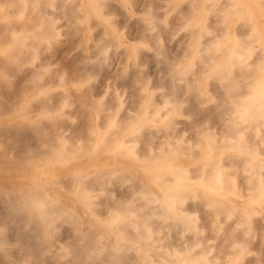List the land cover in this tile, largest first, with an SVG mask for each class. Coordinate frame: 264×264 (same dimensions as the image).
Returning a JSON list of instances; mask_svg holds the SVG:
<instances>
[{"label":"bare ground","instance_id":"1","mask_svg":"<svg viewBox=\"0 0 264 264\" xmlns=\"http://www.w3.org/2000/svg\"><path fill=\"white\" fill-rule=\"evenodd\" d=\"M110 1L108 3V0H0V9L2 8L1 3L10 2L13 3L14 6H10L7 12H12L14 14L23 13L24 15L23 19L21 17L20 20V17H17V21H13V18L11 20L4 18L3 20L2 17L5 16L4 13H6V10L3 12L4 15L1 14L2 17L0 15V19L4 21H2L3 24H1L0 22V73L4 75L5 73H7V75L9 73L10 75V72L12 70L19 68L20 65L22 66V64L26 61H30L31 58L34 59L35 56H38L37 53L39 52L41 46H46V48H48L50 44H55L58 34L56 30V18L62 16L61 19H63L64 17L66 22L72 23L73 21V24L75 23L74 21H76V19H83V23H77L76 25H73L69 30H71L75 34L76 32H80L81 35L77 33L80 35V37L76 35L79 37L77 38L79 41L76 39V43L78 41L77 44L79 45H81L80 42H82L84 37L89 38L88 36L93 33L91 35L93 40L91 44L94 50L89 49V47H91V44L89 43L90 46H88V51L89 53H91L90 51L93 50L94 53L84 54L83 51H78V56L70 55V57L72 58H67V55L71 51V49L68 50V48H65L66 45H64V48L66 49V51H68H63H65L67 55L65 54V52H63L64 54H61V52V55L56 57L61 58L62 56L64 57V59L67 58L65 61H69V63H67L68 73H59L58 71L52 73L56 75L55 81L58 84L65 85L73 81H79L80 83L88 76H90L89 79H91L92 74L90 75V73L92 71H97L98 69L102 70V68H105V66L107 68V65H109L107 64V62L109 61H105V58L108 55L106 53L105 56L106 47L109 45L110 50H112L111 47H114L115 49L119 48L116 47L118 46L116 44L120 40L115 37L116 28L119 27L118 23L121 22L123 24V21H126L122 20V17L121 19H119V16H117L115 17V19H119V22L117 23V25L116 23L113 24V17H110L111 14H115L116 16L115 11L112 10L113 7L115 8L116 6H114V1ZM115 1H118L116 5L121 2V0ZM137 1L138 0H127L129 4H132L130 5L131 7L133 5L135 6V4L133 3H136ZM150 1L152 2L155 0ZM151 2L149 3L151 4ZM155 2L157 3V5H159V1L156 0ZM165 2H167V0ZM193 2L194 0H187V4H189H186L188 6L187 9L190 10L188 13V10L184 8V11H186L187 13L184 18H181L183 19V21L186 19V22L182 26L186 27V32L189 30V32H187L186 34L184 33L186 36H183V38L187 37L186 42L185 38L184 40H182L181 38L182 43L184 41L183 44L185 47V49H181L184 50V54L182 55L186 56V53L189 52V49H186L187 47L185 44L192 45L195 48L193 55L194 61H196L195 57L201 61L202 64L200 63L201 66L199 68L202 67V70L195 72L197 69L194 71L191 68L192 64H189L194 62H191L189 60V63L187 65H184L185 70L182 72L183 74L186 72L188 75L190 73L191 77L192 75H194V77H190V79L192 80H189V78H184L185 76L178 75L182 70L177 66L174 67L172 62H170V64H172L170 65L164 58L165 62L170 66L167 69H171V71L169 73L167 72L169 74L168 81H166L167 83L164 81L166 79L162 80V82L164 81L166 85V87L162 91L164 93L160 91L158 95H155L154 92L155 97L149 92L150 85H142V83L147 84L148 82L145 81L146 79L144 80L145 77H143L141 72L140 74L137 70H132V74L129 77H126L124 75V72L126 70L123 73L122 71H119V73H117V79L124 77L127 78L125 79L127 83H125L124 86L128 85L129 87H127L130 89V93L127 91L130 94V101H128L130 102L129 106L128 103L125 104L126 106H128L126 110L123 106L124 113H122V109L118 107L119 112L121 111L122 114L119 116L114 115L113 111L111 110L113 108V104L120 105L121 100L117 99L116 97V95H119L120 92L118 94H116V92L114 91L111 93V101L113 100V102L111 103V101L109 100L103 101L104 97L103 100H100L101 98H96L97 94H94L93 96V92H90L91 88L87 87L88 85L86 86L87 88H81L82 85L78 87L76 83L71 84V86L67 90H63V92L61 93V95L63 96L61 97L65 99L64 102H66L67 105H69V102L73 104V112L76 113L75 115H77V118H80V122H78V124L74 120L73 123H77L78 125L76 124L75 127H73L74 125L71 126V130H76L77 134L75 135V133H72L75 136L74 138L70 139L71 141L69 144L67 143L68 145L66 144V141L69 137L65 135L66 133H63V128L67 129V126L70 125L68 123H72L71 121H67V119L70 117V113L65 112V109L64 112L59 111L60 109L58 110L57 107H54L57 104L59 105V103H57L59 101L51 102V98L50 100L46 99V95H48L49 89L53 86V80L47 81L46 83L44 79V84L38 83L36 81L42 71L44 72L45 70L50 68L47 67L45 63H39V61V64H34L31 61L30 63H33V65H28V67L25 69L22 68L23 70L21 72V75L19 76V78L17 76L18 81L16 85L14 84L15 86L12 87V89L10 88L11 90L7 91L6 94L0 95L1 97H3V99L0 98V264H37L33 263V260L35 262L37 261L35 259L43 258L45 256H51L53 252L51 251V246L55 244L54 243L52 245L51 239L55 240L56 238V240H58L57 235L55 238L52 237L55 235L53 233L56 230V227H59L57 222H65L63 223L64 225L68 223L70 227L67 235L65 233H61L62 235H66V237L70 235L69 242L68 240H66L67 238L65 239L64 236H61V238L64 237V239L66 240L65 242L68 243L56 249L59 253V249L63 250L65 253L64 255L69 256L68 260L63 259L66 260V263L65 261H63L64 264H174L177 262L179 264H184L188 259H194V254H198L200 258L197 259L198 261H193L195 264H220V256L218 258L217 255H215L213 258L212 256L208 255V252L213 249L211 247L213 244L210 245L207 241V244L209 245H206V239L209 237L211 238V236L213 238V233L214 236H216L221 229V233L218 236L221 235L222 238L220 237V240L217 239L220 243H218V245L215 247H222L225 249H227L226 247L231 248L229 246H232L234 242L241 240L242 236L240 235L242 234L240 232L241 230H239L241 227H238L240 225L237 226L236 224H241L240 221L243 220H239V218H237L236 215H239V212H236L237 208L229 204L225 205L223 203V205L221 204L222 208H220V203L218 204V206L210 198L197 197L196 193H194V190L196 188H199L210 192H218L221 193V195L228 192L237 194L239 191H241V193H238L241 197L246 196L248 193H250V191H255L252 197H254L257 193V198L254 201L259 203L261 207H264V134H262L264 128L261 126L262 124H264V73H253L252 70V68H255L253 67V64L255 63L257 65L256 61L258 60V58L262 59L264 56L262 54L263 52H256L258 49L260 50V48H262L261 46H257L255 48L256 50L250 49L253 48L250 45H252L254 41H259V45L264 46V37L259 36V32L255 31V27L251 23L252 15L250 12V8L245 5L246 1L244 2V0H225L224 3H221L224 5L219 8L217 7V4L215 6V3H218L217 0H209L210 5L212 6L208 4L210 7L205 8L212 11H206L208 12L209 16H207L209 17V19H206L208 17L199 18L194 14V12H192L194 8L197 9L200 3H197L198 1L194 3ZM45 3L51 5L53 7V10L48 12V9L43 7ZM144 3L145 2H143V4ZM147 3L148 2H146V4ZM207 3L205 4V7L208 6ZM82 4H85L87 6L85 10H81L80 7L82 6ZM155 4L153 3V5L156 7ZM144 5H141L142 8L144 7ZM227 5H232L234 8L233 12H237L240 15L238 16V22L234 27V31L231 35L232 38L230 39V41L227 38L224 39V36L228 33L229 29V25L227 24L226 19H228L227 17L230 15V12L227 10ZM46 6L47 5L45 4V7ZM119 6H117L116 9L122 7L121 4H119ZM136 6L138 7L139 5L137 4ZM145 7L143 9L141 8L143 13L140 11V9L138 10V13H141V16L143 14L142 17L140 16V18H138L139 14L138 16L136 15L137 17L131 15L129 16L133 18L136 17L134 18V20L138 18L136 23L139 19L141 20V22L135 24V27L137 25V28L141 29L139 31L136 29L139 32V36L142 29H144L143 32L146 31L144 33V39L146 41L143 39V42L142 40H140L139 36H136L137 31L136 34L135 32H133L134 34L132 35L134 39L130 40L132 39V36L126 32V30H129L127 29V27H130L129 25L133 24L130 21V24L128 25L126 23L127 27H125L126 25L124 26L126 28L123 31L125 32L124 35L128 34V38L132 42L134 41L137 43V41H142L145 44L147 43L150 49H153V47L150 46V43L152 42L155 47H157V50H161V48H164V44H162V42L164 43L166 41L161 40L162 42L160 43L158 38L160 36V38H163L164 40L165 34L163 35V32L165 31L164 28L166 27L163 26L166 25L162 22L163 32L161 31L162 33L161 35H159L160 32L157 31L159 35L158 36L156 32L153 31L156 24H154L153 20L155 18L153 19V16L156 14L154 12L157 11L158 13L159 10H156L157 8H154L155 10H153L150 5L147 8ZM136 9L133 8V10L135 11ZM181 9L182 10L180 11L182 12L183 8ZM121 11H124V9ZM214 11V15L211 16L210 14H213ZM225 14H228V16H226ZM210 16L212 18H210ZM156 18L158 19V23L162 21H159V17ZM207 21H210L212 24H214V26L212 24L210 25V23H208ZM99 24H102L100 30L97 28V30H99V33L96 32V30V33L91 32L93 28ZM161 24L159 25L161 26ZM168 28V33L170 31L171 33L174 32H172V30ZM211 28H213L212 35L207 38L202 37L205 36L204 34L207 33V31L210 30L211 32ZM243 29H246V32ZM65 34H67V31ZM70 34L68 35L70 36ZM74 35L71 34V37L73 36L76 38V36ZM134 35L137 39L134 37ZM207 35H209V33ZM243 35L245 36L243 37ZM73 37L70 39L71 43L75 40L74 38V40L72 41ZM140 37L141 39L143 38V36ZM147 40L150 43H148ZM181 40H178V42H181ZM71 43L69 42L70 46L72 45ZM76 43H74L73 45H75ZM63 44L65 43L63 42ZM183 44L180 43L178 45L183 46ZM59 45L62 46V44ZM168 45H170V43H168ZM171 45H173V43ZM247 45L250 48H247ZM77 46L75 45V47H72L77 49ZM119 46L121 45L119 44ZM224 46H230L228 49L229 52L225 57L226 59H228V62L224 64L222 62H218V54H210L209 52H211V49H208V51H206V48L208 47H217L220 51ZM52 47L54 48V46ZM57 48L58 47H56L55 49ZM110 50L108 49V52ZM131 50L132 55L139 54L138 52H140L136 49L135 44L133 43L131 44ZM144 50L145 49L142 50V53ZM114 51L113 53L110 51L112 54L109 53V55H114ZM120 51L121 52H118L119 58L120 53H122V50ZM145 51H147V49ZM219 51H217V53ZM75 52L77 54V51ZM161 52H155V57L151 55L150 58L154 57V60L156 61L155 58L157 57V55L159 56ZM181 52L180 55L175 58L179 59L180 63ZM53 53L54 58V55H56V53L54 51ZM169 53L171 54V52ZM253 53H255L254 55L260 54L263 57L256 55L257 58L255 57V61L252 64V60L250 62L248 61V55L251 54V56H253ZM125 54L126 53L124 52V54L122 55ZM162 54L164 55V53ZM46 56L48 57L49 55L47 54ZM144 56H142L143 59H141V62L142 60L144 61ZM47 57H44V59ZM135 57H137V55ZM169 57L167 56V58ZM247 57L248 60H246ZM48 58L46 60H48ZM50 58H52V56ZM44 59L41 61L45 62ZM60 60L61 59H59V61ZM48 61L47 63H52V61ZM172 61L174 62V60ZM135 62L137 61L135 60ZM257 62L259 64V61ZM130 64L131 63H129L128 65L130 66ZM137 64L139 65L140 63H135V65ZM162 64L159 68V72L161 73L159 75L165 76L167 74L165 73L166 70L164 71L163 68L164 66L166 68V65H163L162 68ZM135 65L131 64L132 68L136 67ZM204 65H209V67H212L211 70L207 71V74L210 75L208 77L209 80L207 81L211 82L212 84L211 90L215 91V93H223V95H221V97L219 96L221 101L219 98L217 99V101H220L218 104L216 103L217 101H215V96L217 93L212 94L211 91V96L215 95L213 102H215V105H218H216L215 107L212 106L214 107V110L213 108H205L206 112L203 115L201 114L202 116L199 115L200 117H198L197 113L195 114L194 112H200L204 109H202L199 104L205 99L207 100L209 96L208 92L207 98L206 96H201L202 98H200L199 92L201 91V88L199 86H196L195 83L200 78L199 72L207 69H203L205 67ZM226 65L233 66L232 69H236L235 72H232L231 76L227 72ZM23 66L25 65L23 64ZM120 66L122 67V65ZM137 67L138 69L141 68H139V66ZM258 67L263 69L260 65H258ZM128 68L130 70L132 69L130 67H127V69ZM161 68L163 69L164 74L162 71H160ZM113 70L114 69H112V72ZM118 70L121 69L119 68ZM118 70H115V72H118ZM125 73L128 74V72ZM110 74L112 73H109V75ZM187 74L185 75L188 76ZM94 75L95 74L93 73V76ZM104 75L106 76L105 72ZM237 75H240L241 78ZM236 76L238 77V79ZM154 78L156 80V77ZM115 79L113 78V80ZM241 79H244L242 81L245 84L251 86L252 90L249 89V91H244L245 89H242L243 84L241 82ZM180 80H182L183 82H180ZM117 81L119 82V80ZM84 82L86 84V82L88 81ZM113 85L115 86V84ZM181 85H183L184 87ZM99 86L100 85H98V87ZM160 86L163 85L161 84ZM5 87H9V85H6ZM180 87L182 89V92L184 91V89L187 91V93L189 92L188 94H191L194 100L196 99L195 97L198 96L197 100L192 101V103L190 101L191 106L188 105L191 107L190 110L192 114L194 113V115L198 117L192 122L190 120L191 118H187L188 121L190 120V124L188 123V125L194 132L192 134L194 139L191 137V142H188L186 140L189 138H186L187 135H184L183 137L181 133V131L184 129L190 130L189 126L186 128L181 124V126L178 125V128L173 125V122H175L176 124L181 122V119L179 122H176L178 119L176 120L175 116H173L171 121H168L169 117H171V114L178 112L180 113V111L181 113H185L187 111H182L183 105H181L180 107V101L183 102L185 100L184 103H186V96L190 95H184V98L186 99L179 100L180 98H183L182 95L179 94ZM221 87L224 90H221ZM100 91L102 92L103 90ZM106 92H108V90ZM225 93L226 95H224ZM67 94H69L70 97L72 95V97L69 98ZM98 94L101 93L99 92ZM177 94L181 95V97L179 96V99ZM109 95H107V97ZM158 97L160 99H158ZM30 98H38L37 103H34L36 107L33 109L34 111L40 110L39 114H43L45 115V117H47V119L45 120V126L48 131L50 129L49 133H45L43 130V126L37 123V119H34L29 115V110H31V104H29ZM204 106L206 107V104ZM88 107L93 108V116L92 113L90 114V111L86 112ZM109 107L111 110L109 109ZM216 107L219 108L217 113L215 112V110L217 109ZM33 109L31 111H33ZM70 111H72V109ZM213 111L216 114L215 116L214 114H212ZM16 112L17 116H15ZM186 113L189 114L188 111ZM19 115L20 118H18ZM75 115L73 117H75ZM191 115L189 116L192 117ZM207 115L214 116V120L218 124L215 123L214 120L210 119L212 117L207 118ZM95 116L98 117L99 120L102 119L100 124L99 122L97 123V121V124L92 121ZM6 117H9L10 119ZM206 119H208V122L206 121ZM182 120L184 121L185 119L183 118ZM187 120L186 122H188ZM183 121L181 123H183ZM205 121L206 124L212 126L216 124L219 128L217 130H211L210 127L212 126L208 127L209 125H205ZM212 121H214V124L211 123ZM139 125H141V129L139 128ZM216 125L214 127H217ZM182 126L183 129L180 128ZM71 130H69V132ZM217 131L220 133L216 134ZM203 139L205 140V145L202 144ZM87 143H93L91 152L107 154L103 162L101 161L102 163H99L97 161V158H93L91 161L88 160L85 163H80L79 156L87 151ZM138 143L140 144L138 145ZM6 148L9 149L5 150ZM121 155H126V157L131 159L132 161L143 164L140 172L136 170L137 164L133 165L131 163L128 164L124 161H121L119 159V156ZM224 155L227 158V163H224ZM178 156L191 157V159L192 157H194V161L191 166H181V164L175 163V159L178 158ZM71 160H74L75 164H73V166L69 165L68 167L67 163ZM221 160H223V162H221ZM224 164H226L225 166L228 165L227 169L223 168ZM56 165L58 166V168H55ZM59 169L67 171V174L62 176V178L61 176H59V178H56V172L61 171ZM191 171H193L195 175H193ZM233 174L240 175V179H236L239 184L237 188H235L236 185L234 183L233 177L231 176ZM141 177L146 178L147 180L144 182L143 180H141ZM113 178L118 180L117 183L121 182L122 184L124 183V181L129 180L130 184L117 189L118 193L111 194L112 191L108 192V190L105 188V185H107V182L111 181V179ZM194 178L195 180H192ZM47 182L54 183V185H57L58 187H61L66 191L63 193H59V191L55 189H53V191H50V189L45 188V184ZM121 183L119 184V186L121 185ZM97 190L106 192V194L108 193L107 197L109 196L108 201L105 202L106 205H104V213L106 214L105 219L100 218V215L102 214L99 213V211L101 210V206L98 205L100 210H97V204L95 205L96 197L94 201L92 199L94 191ZM103 192L101 194H103ZM185 195L188 196V199L187 197L185 198L186 200L183 198L185 197ZM105 198L103 199V201L105 200ZM183 199L186 202H188V200L190 199L191 204L189 206H187V204L186 207H183V205H181ZM67 201H69L70 203H68ZM99 203L104 204V202L102 201ZM211 204L215 205L213 206V208L216 209L213 210V212L214 214L218 213V216L220 215L218 217L219 219H221V215L232 214L233 212V216L235 215L236 219L234 220V222L232 221L233 223H229V225H226V227L223 224L225 220L223 222L222 220L220 221L222 222L221 224L223 225V227L221 224H214L212 226L213 232L211 236L207 233L209 237L208 235L207 237H205L206 239L204 241V245L202 244L203 239L201 238L204 234H200L197 230V227H199L200 224V228L202 229V232H204L201 225H204V227L210 226L209 221L206 222V220L209 219L211 221L210 210L208 212L205 209L203 212L206 215L208 214L205 211L210 214V218H208L207 216H205L206 218L203 217L206 220L200 219L202 217L198 213V219L202 220V223L204 221L203 224H201L200 221L197 225L198 222H194V218H196V212H199L201 208L204 209L205 205ZM74 205H79L80 211L75 209ZM245 209V213H250L253 210L252 208L248 207ZM85 213L89 215L88 218L84 217ZM252 213L255 214L254 212ZM204 214L202 215L204 216ZM253 214L250 213L251 216L248 217L250 218L248 222H253ZM229 216L232 217L231 215ZM259 216H261L260 219H264V214H259ZM79 222L82 224L80 225L82 227L77 226ZM84 222L87 223V225L85 224V226H83ZM248 222L246 223V225H249ZM262 222L260 220L261 225L258 226V230H262L264 228ZM96 223H100L101 225L105 226L107 230H110V233H103L99 231L96 227ZM257 223L259 224V222ZM250 226L251 223L249 225V228L251 230ZM244 227L249 229L248 226ZM236 228L237 230H235ZM245 228V233H247L246 231L250 232V230H247ZM207 229L209 228H206V231ZM186 230L189 234L185 233ZM238 230L240 232V234L238 233L240 239L238 237V234H236L237 232L235 233V231ZM65 231L67 232L66 229ZM62 232H64V230ZM108 234H113L115 236L128 239L129 243L126 248H123L118 241H112L108 239L106 236ZM61 238L60 240H62ZM157 240L160 241L158 243H155V241ZM241 242L242 240L240 241V243H235L237 246L234 244V247H236V251H238V248L240 246L241 248L243 247V251H247L248 248L246 249L245 245L248 246V244L244 243V245L243 242L242 244ZM7 243H12L15 246L14 249L12 248L13 246L9 247ZM239 244L241 245L239 246ZM121 248H123V250H129V252L120 254L119 252L122 251L119 249ZM232 250L234 249L232 248ZM220 251H222V249H220ZM243 251L240 256L243 255ZM224 252L227 253L226 251ZM138 253H140L141 255H138ZM235 256H237V254H235ZM48 257H46L45 259H47ZM49 259L51 260V258ZM258 259H253V261L249 260L250 263L247 261L246 262L249 264H264L261 263L260 259ZM39 260L37 262H39ZM41 260L43 261L44 259ZM211 260H213V262ZM214 260H218V263ZM221 260L223 262L224 258ZM45 261L49 260L47 259ZM206 261L208 263H205ZM60 262L62 261L58 260L57 263Z\"/></svg>","mask_w":264,"mask_h":264},{"label":"rangeland","instance_id":"2","mask_svg":"<svg viewBox=\"0 0 264 264\" xmlns=\"http://www.w3.org/2000/svg\"><path fill=\"white\" fill-rule=\"evenodd\" d=\"M106 1V0H105ZM109 1L110 0H108V3H109ZM113 3H114V6H119V4H121V8H117L116 9V7L114 8L113 7V11H115V13H116V16H115V14H111V17L110 18H112L113 17V24L114 23H116V25H117V23L119 22V19H121V17H122V20H126V21H123V24L121 23H118V26L119 27H117L116 28V36L115 37H117L118 39H120L119 40V42L116 44V45H118V46H116V45H114V46H116V47H122V48H118V49H115L114 47V50L115 51H117V52H115L114 50H113V48L111 47V49L112 50H110V48H109V45L106 47V52H105V56H106V53L108 54L107 56H106V58H105V61L107 62V61H109V62H107V64H109V65H107V68H106V66H105V68H102V70H103V72H102V70H100V69H98L96 72L95 71H92L91 73H90V75H91V79H89V77L90 76H88L85 80H83L82 82H80L79 83V81L78 82H75V81H73V82H71V83H67V84H65V85H63V84H58V83H56V75L55 74H52V73H54V72H59V73H68V65H67V63H69V61L67 62V61H65L67 58H72V57H70V55L71 56H73V55H76V56H78L79 55V52L78 51H83V53L84 54H93L94 53V48L92 47V42H93V40H92V34H90L88 37L89 38H83V40H82V42H80V44L81 45H79V44H77L78 43V39L77 38H79L80 37V32H76V34L75 33H73L71 30H69L70 28H72V26L73 25H76L77 23L78 24H81V23H83V19L82 18H78V19H76V21H74L75 23L73 24V21H72V23L71 22H66V20L64 19V17H63V19H61V17L62 16H60V17H57L56 18V25H57V28H56V30H57V32H58V34H57V37H56V43L54 44V43H52V44H50L49 45V49L48 48H46V46L45 47H43V46H41V48H40V50H39V52L37 53V55L38 56H35L34 57V59L33 58H31V60L30 61H26L25 63H23L25 66H23V64H22V66L20 65L19 66V68H16V69H14V70H12L11 72H10V75H9V73H8V75H7V73H5V75L4 74H1L0 73V95H3V94H6V92L7 91H9V90H11L12 89V87H14L15 85H16V83H17V81H18V78H19V76L21 75V72H22V70L23 69H25V68H27L28 67V65H30L31 66V64L33 65V63L34 64H36V63H38L39 61V63H45V65L47 66V67H50V68H48L47 70H45L43 73L41 72L40 73V75H39V77L37 78V82L38 83H43L44 82V79H45V82L47 83V81H52V82H54L55 83V85H54V83H53V86L49 89V91H48V95H46V99H48V100H50V98H51V102H54V101H59V102H57V103H59V105L57 106H54V107H57V109L59 110V111H65V112H68V113H70V117L67 119V121L69 122V121H71L72 123H68V124H70L69 126H67L68 128H70L71 126H73V127H75L76 126V124L78 123V122H80V118L78 117H76L77 115H75L76 113H74L73 112V104L71 103V102H69V105H67L66 104V102H64V100L65 99H63L61 96H63V95H61V93L63 92V90H67L70 86H71V84H73V83H76L77 85H78V87H80V85H82L81 86V88H91L90 89V92L92 93V95L94 96V94H97V97L96 98H101L100 100H103V97H104V100L103 101H105V100H109V101H111V93L114 91V92H116V94H118L119 92V95H116V97H117V99H120L121 100V103H120V105H117V104H113V108H112V110L110 109V107H109V109L111 110V111H113V114L114 115H117V116H119V115H122L121 114V111H122V113H124V107H125V110L127 109V107L129 106V103L130 102H128V101H130V92H129V86L127 87V86H124V84L125 83H127L126 82V80L125 79H127V78H118L117 79V73H119V71L121 72L122 71V73L125 71V72H128V74L127 73H125L124 72V75L126 76V77H129L131 74H132V72L134 71V70H137L139 73L141 72L142 73V75H143V77H145L144 78V80L146 81V82H148L147 84H145V83H142V85H144V86H149L150 85V88H149V92L151 93V95H153L154 97H155V95H158V93L161 91H163L164 90V88L166 87V85H165V82L166 81H168V76H169V72L171 71V69L169 70V69H167V68H169L170 66H169V64H170V62H172L173 63V66L174 67H178L179 69H181L182 71H181V73H179L178 75H180V76H185L184 78H189V80H192V79H190V73H189V75L185 72L184 74L182 73L184 70H185V66L184 65H187L188 63H189V60L192 62H194V63H189V64H192L191 66V68L195 71L196 69V71L195 72H197V71H200V70H202L201 68H199L200 66H201V61L200 60H198L196 57H195V60L196 61H194V58H193V55H194V51H195V48L192 46V45H187V44H185L186 45V49L189 51L188 53H186V56H183L182 54H184V50L183 49H185V47H184V41H183V43H182V40H184V38H183V36H186L185 34L187 33V32H189V30L186 32V27L185 26H182V25H184V23L186 22V19L183 21V19H181V18H184V16L186 15V11H184L185 9L184 8H186V10H188L187 8H188V6L187 5H189V4H187V0H167V2H165L166 0H157V1H159L158 2V4L159 5H157V3L155 2V1H150V0H146V1H142V0H138L136 3L139 5L138 7L136 6L137 4L136 3H133V4H135V6L133 5L132 7L130 6V5H132L131 3L129 4V2H127V0H121V2H119L118 3V5H116L117 4V2L115 1V0H111ZM110 1V2H111ZM140 1V2H139ZM193 1V0H192ZM198 1V2H197ZM194 0V2H197V3H199V5H198V7H197V9L196 8H194L193 10H192V12H194V14L197 16V17H208L209 15H208V12H212V11H210L209 9L207 10V9H205V8H208V7H210V6H212V5H210V3H209V0ZM218 1V3H215V6H216V4H217V7L219 8V7H222V5H224V4H221V3H224L225 2V0H217ZM246 1V3H245V5L248 7V8H250V12H251V15H252V20H251V23L253 24V26L255 27V31H258L259 32V36H262V37H264V0H244V2ZM142 2V3H141ZM143 2H145L144 4H146V2H148L146 5H144L143 4ZM149 2H151V4L149 3ZM193 2V3H194ZM208 2V3H207ZM153 3L156 5V7L153 5ZM164 3V4H163ZM207 3V5L208 6H206L205 7V4ZM45 4L48 6H46L45 7ZM44 4V8H46V9H48V12L49 11H52L53 10V7L51 6V5H49L48 3H45ZM162 6H161V5ZM166 4V5H165ZM187 4V5H186ZM220 4V5H219ZM1 5H2V8L0 9V15L2 14V15H4L5 14V16L4 17H2V15H1V17L3 18V20H4V18L6 19H9V20H11L12 18H13V21H17V17L19 18V20L21 19V17H22V19H23V13L22 14H20V13H12V12H7V10H8V8L11 6H14L13 5V3H10V2H5V3H1ZM129 7H128V6ZM144 5V7L145 6H151V8H153V10H155L154 8H157L156 10H159L158 11V13H157V11L156 12H154V13H156L154 16H153V21H154V24H155V26H154V30L153 31H155L156 32V34L158 35V33H157V31H159L160 33H159V35H161V33L163 32V28H162V25H163V23L166 25V26H163V27H166V28H164L165 29V31L163 32V35L165 36L164 37V40H163V38L161 39L160 38V36H159V42L161 43L162 41H166V42H162V44H164V48H161V50H157V47H155V45L151 42H149L148 40V43H150L151 45V47H153V49L151 48H149L148 47V45H147V43L145 44V43H143L144 41H143V39L145 38L144 37V33L146 32H143L144 31V29H142V31H140V36H143V38L141 39V37L138 35V31L139 30H141V29H138L137 27V25H136V27H135V24H138V22H141V20L139 21L138 20V22L136 23V21H137V19L138 18H140V16H141V13L139 14L138 12V10L140 9V11L143 13V11L141 10V8H142V6ZM154 6V7H153ZM157 6H160V7H157ZM185 6H187V7H185ZM86 5L85 4H82V6L80 7L81 8V10H85L86 9ZM120 7V6H119ZM143 7V8H144ZM147 7H145V8H147ZM213 7H214V5H213ZM212 7V8H213ZM216 7V8H217ZM227 7H228V11L230 12V15L228 16V14L226 15V16H228L227 18L228 19H226V22H227V24L229 25V29H228V33L224 36V39H228L229 41H230V39L232 38V32L234 31V27L236 26V24H237V22H238V16H240L239 15V13H234L233 12V6L232 5H227ZM124 9V11H121V10H123ZM133 8L134 9H136V8H138V9H136V11L135 10H133ZM142 8V9H143ZM181 8H183V11L181 12L180 10H182ZM45 9V10H46ZM116 9V10H115ZM6 10V13H4L3 14V12ZM117 10H119V11H117ZM190 10V9H189ZM189 10H188V13H189ZM117 11V12H116ZM206 11H208V12H206ZM232 11V12H231ZM122 12V13H121ZM123 12H125V13H123ZM113 13V12H112ZM120 13V14H119ZM184 13V14H183ZM214 13H215V11L213 12V14H210L211 16H213L214 15ZM227 13V12H226ZM117 14H119V15H117ZM125 14H127V15H125ZM138 14H139V17L137 18V19H135L134 20V18H136L137 16H138ZM21 15V16H20ZM129 15H131V16H136V17H131V16H129ZM159 15V16H158ZM183 15V16H182ZM208 15V16H207ZM9 16V17H8ZM117 16H119V19L117 20V18L115 19V17H117ZM127 16V17H126ZM142 16H143V14H142ZM141 16V17H142ZM181 16V17H180ZM210 16V18H212ZM156 17H159V21H161V22H159L158 23V19L156 18ZM16 18V19H15ZM124 18V19H123ZM127 18H128V22H127ZM130 18V19H129ZM133 19V21H132V19ZM180 18V19H179ZM15 19V20H14ZM206 19H209V17L208 18H206ZM2 19H0V22H1V24H3L2 23V21H3ZM65 20V21H64ZM115 20H117V21H115ZM121 20V21H122ZM164 20V21H163ZM131 23H133V24H130V22ZM174 21V22H173ZM4 22V21H3ZM125 22V23H124ZM163 22V23H162ZM167 22H170V23H167ZM181 22V23H180ZM182 22H183V24H182ZM208 23H210V25L212 24L210 21H207ZM68 23V24H67ZM126 23H127V25L128 24H130L129 26L130 27H127V25H126ZM162 23V24H161ZM167 23V24H166ZM0 24V25H1ZM121 25V27H120V25ZM159 24H161V26L159 25ZM68 25V26H67ZM102 24H99V25H97V26H95L94 28H93V30L91 31V32H95V30H96V32H98L99 33V30L101 29V26ZM126 25V26H125ZM159 25V26H158ZM177 25H179V26H177ZM213 26H214V24H212ZM127 27V29H129V30H126V32L129 34V35H131L132 36V39H130V40H133L134 38H133V35L132 34H134L133 32H135V34H136V31H137V34H136V36H139V38H140V40H142L141 42L140 41H137V43L136 42H132V41H130L129 40V38H128V34H126V35H124L125 34V32H123L124 31V29H126L125 27ZM168 26H169V28H168ZM100 27V28H99ZM156 27H157V29H156ZM97 28L99 29V30H97ZM119 28V29H118ZM140 28V27H139ZM167 28L168 29H170V30H172V32L173 33H171V31L168 33V30H167ZM171 28H173V29H171ZM210 28V27H209ZM214 28V27H213ZM213 28H211V32H210V30L209 31H207V33H205L204 35L205 36H202V37H209V36H211L212 35V32H213ZM66 29V30H65ZM137 29V30H136ZM159 29H161V30H159ZM186 29V30H185ZM248 29V28H247ZM135 30V31H134ZM182 30V31H181ZM244 30V29H243ZM66 31H67V34H65L66 33ZM69 31H70V33L71 34H75L74 36H76V35H78V36H76V38L75 37H73V39H72V41L74 40V38H75V40H74V42H72L71 43V41H70V39L72 38L71 37V34L69 33ZM162 31V32H161ZM245 32H246V29L244 30ZM95 32V33H96ZM122 32V33H121ZM131 32V33H130ZM248 32V31H247ZM77 33H79V34H77ZM167 33H168V35H167ZM171 33V34H170ZM185 33V34H184ZM209 33V35H207ZM68 34H70V36L68 35ZM143 34V35H142ZM88 35V34H87ZM163 35H162V37H163ZM167 35V36H166ZM203 35V34H202ZM96 36H98V35H96ZM245 35H243V37H244ZM130 37V36H129ZM134 37H135V35H134ZM169 38V40H168V38ZM176 37V38H175ZM68 38H69V40H68ZM136 38V37H135ZM166 38V39H165ZM174 38V39H173ZM181 38H182V40H181ZM187 38V37H186ZM185 38V42H186V39ZM205 38V39H206ZM58 39V40H57ZM63 39V40H62ZM67 39V40H66ZM76 39L78 40L77 41V43H76ZM137 39V38H136ZM60 40V41H59ZM62 40V41H61ZM139 40V39H138ZM145 40V39H144ZM162 40V41H161ZM178 40H181V44H183V46L182 45H178V44H180L179 42H178ZM67 41V42H66ZM136 41V40H135ZM146 41V40H145ZM168 41V42H167ZM172 41V42H171ZM177 41V42H176ZM63 42L65 43V44H63ZM69 42L72 44L71 46H70V44H69ZM175 42V43H174ZM57 43H59V44H62V46L61 45H59V44H57ZM69 45H68V44ZM74 43H76L75 45L77 46V45H79V46H77V49L76 48H73L72 46H74L75 47V45H73ZM88 43V44H87ZM91 44V47H89V49H93V50H91L90 52L91 53H89V49H88V46H90V44ZM135 44V47H136V49L138 50V49H147V51H145V53H146V55H145V53H144V51H143V53H142V50L140 49V50H138V51H140V52H138L139 54H136L137 55V57H135L136 55H132L131 53H132V50H131V44ZM168 43H170V45H168ZM173 43V45H171ZM178 43V44H177ZM119 44L121 45V46H119ZM166 44V45H165ZM260 43H259V41H254L253 42V44L252 45H250L251 47H253V48H250V47H248V45L246 46L247 48H250V49H255L257 46H261L262 48H260V50L258 49L256 52H258V51H260V53H262L263 54V56H264V46L263 45H259ZM54 46V48L52 47V46ZM64 45H66V47L64 46ZM153 45V46H152ZM161 45V44H160ZM175 45V46H174ZM61 46V47H60ZM67 46H70V47H67ZM80 46H81V49H80ZM111 46V45H110ZM166 46V47H165ZM52 47V48H51ZM56 47H58L57 49H55ZM68 48V50H70L71 49V51L73 50V49H75V50H73L72 52L70 51L69 53H68V55H67V51H66V49L65 48ZM73 49H72V48ZM161 47V46H160ZM159 47V48H160ZM162 47H163V45H162ZM171 47V48H170ZM229 47L230 46H224L220 51L218 50V48L217 47H208V48H206V51H208V49L211 51V52H209L210 54L211 53H214V54H218V58H219V60H218V62H222L223 64L224 63H227L228 62V59H226L225 57H226V55L228 54V52H229ZM0 48H1V46H0ZM63 48V49H62ZM79 48V49H78ZM176 48V49H175ZM181 48H183V49H181ZM87 49V50H86ZM108 49L113 53V51H114V55H109V53L110 54H112L110 51L108 52ZM154 49H156L157 51H162L161 52V54L158 56L157 55V57L155 58L156 59V61L154 60V53L155 52H157L156 50H154ZM173 49V50H172ZM181 51H183V52H181ZM56 50V51H55ZM62 50V51H61ZM63 50H65V51H63ZM120 50H122V53H120V58H119V53L118 52H121ZM123 50H125V51H123ZM170 50V51H169ZM191 50V51H190ZM245 50H247V49H245ZM256 50V49H255ZM53 51L56 53V55H54V58H53ZM75 51H77V54H76V52ZM93 51V52H92ZM155 51V52H154ZM177 52V53H175V52ZM186 51V50H185ZM217 51H219L218 53H217ZM48 52V53H47ZM62 52V53H61ZM63 52H65V54L67 55V58H65L64 59V57H62L61 56V58L60 57H56V56H59V55H61V54H64ZM73 52H75V53H73ZM88 52V53H87ZM124 52L126 53L125 55H122V54H124ZM150 52V53H149ZM169 52H171V54L169 53ZM180 52H181V56H180V59H181V63H180V60L179 59H175V58H177L179 55H180ZM58 53V54H57ZM61 53V54H60ZM71 53V54H70ZM117 53V54H116ZM135 53H137V52H135ZM162 53H164V55L162 54ZM174 53V54H173ZM179 53V54H178ZM49 55L48 57L46 56V55ZM169 54H170V57H169ZM255 53H253L252 55L254 56V58H253V56H251V54L250 55H248V57H249V60H248V57L246 58V60H248L249 62L251 61L252 62V64H253V62L255 61V57L257 58V56H261L260 54H256V55H254ZM0 55H1V51H0ZM144 56V61L142 60V62H141V59H143V57L142 56ZM154 56V57H151L150 58V56ZM156 55V54H155ZM169 57V58H167V56ZM175 55V56H174ZM177 55V56H176ZM52 56V58H50ZM113 56V57H112ZM161 56V57H160ZM166 56V57H165ZM263 56H261V57H263ZM44 57H47L48 58V60L49 61H52V63L51 62H49L48 60H46L47 58H45L44 59ZM109 58V60H108V58ZM112 57V58H111ZM116 57V58H115ZM129 57H130V59H129ZM140 57V58H139ZM149 57V58H148ZM163 57V58H162ZM45 60V62L44 61H41V60H43V59ZM111 58V59H110ZM148 58V59H147ZM164 58L166 59V62L167 63H169V64H167L166 62H165V60H164ZM173 58V59H172ZM59 59H61L60 61H59ZM123 59V60H122ZM128 59H129V61H128ZM167 59H171V60H167ZM34 60H35V62H34ZM123 62H122V61ZM135 60L138 62V63H140L139 65L137 64V65H135V63H137V62H135ZM148 60H149V62H148ZM157 60H158V62H157ZM172 60H174V62L172 61ZM197 60H198V62H197ZM33 62V63H30V62ZM47 61L51 64H49V63H47ZM122 62V63H120V62ZM146 61V62H145ZM160 61V62H159ZM163 61V62H162ZM169 61V62H168ZM257 61H259V64H258V62ZM256 61V63H257V65L254 63L253 64V67H255L254 69L252 68V70H253V73L254 72H257V73H259V74H263L264 73V57L261 59H259L258 58V60ZM60 62V63H59ZM66 62V63H65ZM131 63L132 65H135L136 67H133L132 68V66H131V64H130V66L128 65L129 63ZM38 63V64H39ZM64 63V64H63ZM162 63H166V64H162ZM197 63V64H196ZM201 63V64H200ZM205 63H206V61H205ZM211 63V62H210ZM49 64V65H48ZM161 64H162V68H163V65H166V68H165V66H164V71H165V73L167 74V75H165V76H161V75H159V74H161L160 72H159V68L161 67ZM204 64V63H203ZM60 65H62V66H60ZM65 65V66H64ZM118 65H119V67H118ZM120 65H122V67L120 66ZM170 65H172V64H170ZM255 65V66H254ZM258 65H260L263 69H261L260 67H258ZM137 66H139V68L141 69H138V67ZM205 66V65H204ZM60 67V68H59ZM115 67H116V69H115ZM127 67H130V68H132L131 70L128 68L127 69ZM156 69H155V68ZM226 69H227V72L229 73V75L231 76V74H232V72L234 71H236V69L235 68H233L232 69V67L233 66H227L226 65ZM21 68V69H20ZM23 68V69H22ZM121 69V70H118V69ZM160 69V71H162L163 72V69ZM171 68H172V66H171ZM205 68H207L206 70H204V71H202V72H199V80H201V81H199V80H197V82H195L196 83V86H199L200 88H201V91L199 92V96H200V98H202V97H205L206 96V98H207V94H208V92H209V96H208V98H207V100L205 99H203L204 101H202L200 104H199V106L203 109V110H205V111H203V110H201L200 112L199 111H197V112H194L195 114L197 113V116L198 117H200V116H202L205 112H206V109H210V108H213V110H214V107L216 106V105H218L219 104V102L221 101V99H220V97H221V95H223V93L221 94V93H215V91H213V90H211L212 89V84H211V82H208L207 80H209L208 79V77L210 76V75H208L207 74V71H209V70H211V66L209 67V65H207V66H205L203 69H205ZM224 68H225V66H224ZM50 69V70H49ZM58 69V70H57ZM112 69H114L113 70V72H112ZM17 72H16V71ZM19 70V71H18ZM54 70V71H53ZM110 72H109V71ZM115 70H118V72L116 71L115 72ZM127 70H129V71H127ZM133 70V71H132ZM156 70H157V72H156ZM193 70H191V71H193ZM51 71V72H50ZM100 73H99V72ZM15 72V73H14ZM48 72V73H47ZM104 72H105V74H106V76L104 75ZM116 74H115V73ZM145 72V73H144ZM156 74H155V73ZM168 72V73H167ZM93 73L95 74L94 76H93ZM98 73V74H97ZM107 73H108V75H107ZM109 73H112V74H110L109 75ZM114 73V74H113ZM140 73V74H141ZM19 74V75H18ZM148 74V75H147ZM163 74H164V72H163ZM185 74H187L188 76H186ZM196 74V73H195ZM49 75H50V77H49ZM99 75V76H98ZM104 75V76H103ZM111 75H113V76H111ZM149 76V77H146V76ZM156 75V76H155ZM158 75V76H157ZM177 75V76H178ZM11 76V77H10ZM15 76V77H14ZM17 76H18V78H17ZM197 76V75H196ZM195 76V77H196ZM238 77H240V75H237ZM236 76V77H237ZM51 77H52V79H51ZM102 77V78H101ZM154 77H156V80H155V78ZM159 79H158V78ZM192 77H194V75H192ZM191 77V78H192ZM238 77H237V79H238ZM1 78H2V81H1ZM8 78H11V79H8ZM41 78V79H40ZM50 78V79H49ZM105 78V79H104ZM113 78L115 79V80H113ZM147 78H148V80H147ZM212 78V77H211ZM241 78V77H240ZM244 78V77H243ZM4 79H6V80H4ZM8 79V80H7ZM40 79V80H39ZM47 79V80H46ZM120 79H121V84L124 82V80H125V82L121 85L120 84ZM163 79H166V80H164L163 82H164V84H163V82H162V80ZM193 79H195V78H193ZM42 80V81H41ZM117 80H119V82L117 81ZM122 80H123V82H122ZM160 80V81H159ZM212 80V79H211ZM242 80H244V79H241V82H242V89L244 88L245 90L244 91H249V89L250 90H252V87L251 86H249V85H247V84H245ZM84 81H88V82H86V84H85V82ZM156 81H158V82H156ZM182 80H180V82H181ZM84 82V83H83ZM110 82H112V83H110ZM183 82V81H182ZM208 82V83H207ZM10 83V84H9ZM89 83V84H88ZM167 83V82H166ZM8 86L9 85V87H5L6 85ZM15 84V85H14ZM44 84V83H43ZM109 84V85H108ZM113 84H115V86L113 85ZM163 85V86H160V85ZM181 84H183V83H181ZM210 84V85H209ZM12 85V86H11ZM88 85V86H87ZM94 85V86H93ZM98 85H100L99 87H98ZM4 88H3V87ZM85 86V87H84ZM87 86V87H86ZM109 86H110V88H109ZM122 86V87H121ZM152 86V87H151ZM181 86H183V85H181ZM92 87H94V88H92ZM128 89H127V88ZM184 87V86H183ZM209 87V88H208ZM211 87V88H210ZM11 88V89H10ZM99 88V89H98ZM127 90H126V89ZM224 88H225V86H224ZM93 89V90H92ZM160 89V90H159ZM208 89V90H207ZM209 89H210V91H209ZM221 90L223 89L222 87L220 88ZM6 90V91H5ZM100 90H103L102 92L100 91ZM108 90V92H106ZM126 90V91H125ZM159 90V91H158ZM166 90V89H165ZM180 90H181V92H180ZM180 90H179V94H181L182 95V97L183 98H180L181 97V95H178V99L179 100H181V99H186V98H184L185 96L184 95H190V96H186L187 97V102H188V104H187V102L186 103H184L185 102V100L182 102V101H180V107H181V105H183V109H182V111H188V113L189 114H187L186 112L185 113H181V111H180V113L178 112V113H174V114H171L170 116L171 117H169V120L168 121H171V119L173 118V116H175L176 118V122H179L180 121V119H181V122L183 121L182 119L184 118L185 120L183 121V123H181V122H179V123H175V122H173V125H175L176 127H178L179 128V126L178 125H180L181 126V124L184 126V127H188L189 125H188V123L190 124V120H191V122L193 121V120H195V119H197L198 117L196 116V115H194V113L192 114V112H191V103H192V101H195V100H197V98H198V96H196L195 97V95H194V97L196 98L195 100H194V98H193V96L191 95V94H188L187 93V91L184 89V93L182 92V89H181V87H180ZM224 90V89H223ZM110 91V92H109ZM129 93H128V92ZM157 91V92H156ZM211 91H212V94H216V96L215 95H213V96H211L212 94H211ZM243 91V92H244ZM101 93V94H98V93ZM154 92H155V95H154ZM109 93H110V95H109ZM162 93H164V92H162ZM161 94V93H160ZM57 95H59V96H57ZM68 96H69V98H71L72 97V95H71V97H70V95L69 94H67ZM104 95H106V96H104ZM107 95H109L108 97L110 98H108L107 97ZM126 95V96H125ZM224 95H226V93L224 94ZM68 96H66V97H68ZM96 96V95H95ZM129 96V97H128ZM180 96V97H179ZM202 96V97H201ZM214 96H215V98H216V100L215 101H217V99L219 98L220 99V101H217L216 103H218V104H214L215 102H213V100H214ZM220 96V97H219ZM54 97V98H53ZM60 97H61V99H60ZM189 97V98H188ZM0 98L1 99H3V97H1L0 96ZM56 98V99H55ZM58 98V99H57ZM157 98V97H156ZM191 98H193V99H191ZM209 98H210V100H209ZM33 99V98H32ZM31 98L29 99V104H31L30 105V109L32 110L33 108H35L36 106H35V104L37 103V101H38V98L36 99V98H34L33 100H32ZM60 99V100H59ZM124 99V100H123ZM127 99H129V100H127ZM158 99H160L159 97H158ZM158 99H156V100H158ZM68 100V99H67ZM70 100V99H69ZM35 101V102H34ZM126 101V102H125ZM190 101H191V103H190ZM68 102V101H67ZM113 102V100L111 101V103ZM209 103V105H208V103ZM35 103V104H34ZM126 103H128V106H126L125 104ZM210 103H213V104H210ZM72 104V105H71ZM206 104V107L204 106ZM66 105V106H65ZM112 105V104H111ZM110 105V106H111ZM188 105H190V106H188ZM210 106V107H208V106ZM33 106V107H32ZM124 106V107H123ZM202 106H204V107H202ZM212 106H214V107H212ZM32 107V108H31ZM118 107H120L122 110L119 112V109H118ZM186 107V108H185ZM187 107H189V108H187ZM219 107V106H218ZM70 108V109H69ZM206 108V109H205ZM217 108V107H216ZM56 109V108H55ZM65 109V110H64ZM72 109V111H70ZM218 109L219 108H217L216 110H215V112L217 113L218 112ZM31 110H29L30 111V116L31 117H33L34 119H37V123H39V125H41V126H43V130H44V132L45 133H49V131H50V129H49V131H48V129L46 128V126H45V120L47 119V117H45V115H43V114H39V112H40V110H35L34 111V109H33V111H31ZM68 110V111H67ZM87 111H90V114L92 113V116H93V114H94V110H93V108L92 107H88V109L86 110V112ZM110 111V112H111ZM73 112V113H72ZM52 114H54V113H52ZM73 114V115H72ZM189 116V115H191L192 117H188L187 115ZM202 114V115H201ZM212 114H214V116L216 115L215 113H214V111L212 112ZM14 115V114H13ZM75 115V117H76V119H75V117H73ZM200 115V116H199ZM9 116H11V115H9ZM15 116H17V112L15 113ZM214 116H208L207 115V118H209V117H212V118H210L211 120H214ZM36 117V118H35ZM53 117V116H52ZM6 118H9V117H6ZM5 118V119H6ZM18 118H20V115H19V117ZM97 118V119H96ZM187 118L188 119H190L189 121L187 120ZM193 118V119H192ZM10 119V118H9ZM79 119V120H78ZM175 119H173V120H175ZM209 119V120H210ZM44 120V121H43ZM74 120H75V122H77V123H73L74 122ZM101 120L102 119H98V117H94V119L92 120L95 124H97L98 122H99V124H100V122H101ZM186 120L188 121V122H186ZM208 119H206V121H207ZM96 121H97V123H96ZM206 121L204 122V124L205 125H209V124H206ZM215 121V120H214ZM214 121H212L211 123H213ZM186 122V123H185ZM208 122V121H207ZM44 123V124H43ZM210 123V124H211ZM215 123H217L216 121H215ZM43 124V125H42ZM79 124V123H78ZM77 124V125H78ZM187 124V125H186ZM203 124V125H204ZM214 124V123H213ZM218 124V123H217ZM216 124H214V126H215ZM140 127V129H141V125H139ZM183 126L182 127H180V128H182L183 129ZM210 126H212V125H209L208 127H210ZM214 126H212V127H210L211 128V130H217L219 127L217 126V127H214ZM263 128H264V124H262L261 125ZM67 127H65V128H67ZM206 127V126H205ZM64 129L63 128V133H66L65 135H67V137H69L68 139H67V141H66V144L68 143H70V139L71 138H74V136L77 134V132H76V130H71L72 129V127L70 128V129ZM143 128V127H142ZM209 128V129H210ZM189 129L190 130H188V129H184V130H182L181 131V133H182V136L184 137V135L186 136V138H188V139H186L188 142H191L190 141V139H191V137L194 139V137H193V131H192V129L190 128V126H189ZM69 130H71L70 132H69ZM143 130V129H142ZM72 131H74V132H72ZM218 131H220V130H218ZM217 131V133L216 134H219L220 132H218ZM214 132V131H213ZM264 131H262V134H264L263 133ZM75 133V135H73V134ZM191 133V134H190ZM70 135V136H69ZM191 135V136H190ZM254 135H255V133H254ZM217 136V135H216ZM219 137V136H218ZM217 138V137H216ZM67 144V145H68ZM111 144V143H110ZM109 144V145H110ZM140 143H138V145H139ZM202 144L203 145H205V140L203 139V141H202ZM92 146H93V143H87V151L85 152V153H83L82 155H80L79 157H80V163H85V162H87L88 160L89 161H91L93 158H97L98 160V162L99 163H102L103 162V160H104V158H106V153H99V152H91L92 150ZM139 147V146H138ZM137 147V148H138ZM7 149H9V148H6L5 150H7ZM90 151V152H89ZM225 156V155H224ZM260 157H261V155H260ZM101 158V159H100ZM225 158H226V156H225ZM224 158V163L226 162L227 163V158L225 159ZM100 159V160H99ZM119 159L121 160V161H124V162H126V163H128V164H133V165H136L137 164V167H136V170L138 171V172H140V170H141V167L143 166V164H140V163H138V162H134V161H132L131 159H129V158H127L126 157V155H121V156H119ZM102 161V162H101ZM193 161H194V157H192V159H191V157H179L178 156V158H176L175 159V163L176 164H181V166H188V165H190L191 166V164L193 163ZM71 162V163H70ZM221 162H223V160H221ZM73 164H75V161L74 160H71V161H69L68 163H67V166L69 167V165L70 166H73ZM141 166H140V165ZM222 164V163H221ZM226 164H224L223 165V168H225V169H227L228 167V165L227 166H225ZM82 166H84V165H82ZM55 168H58V166L56 165L55 166ZM62 169V168H61ZM61 169H59V170H61ZM63 169H65V168H63ZM67 171L66 170H61V171H59V172H56L57 174H56V178H59V176H61V178H62V176H64V175H66L67 173H66ZM192 173H193V171H191ZM190 172V173H191ZM193 175H195V173H193ZM58 176V177H57ZM232 177H233V179H234V183H235V188H237V186L239 185L238 184V182H237V180L236 179H240V175H236V174H233V175H231ZM234 177H236V178H234ZM114 179V180H113ZM113 179H111V181H109V182H107V185H105V188L108 190V192H111V194H114V193H118V190L117 189H120V187H123V186H125V185H129L130 184V181L129 180H127V181H124V183L122 184L121 182H118L117 183V181L118 180H116L115 178H113ZM57 180H59V179H57ZM141 180H143L144 182L147 180L146 178H143V177H141ZM192 180H195V178L194 179H192ZM240 181V180H239ZM109 183V184H108ZM112 183V184H111ZM121 183V185L119 186V184ZM57 185H54V183H50V182H47L46 184H45V188L46 189H50V191H53V189H55V190H58L59 191V193L61 192V193H63V192H65L66 190L65 189H62L61 187H56ZM116 186H118V187H116ZM49 187V188H48ZM111 189V190H110ZM116 189V190H115ZM110 190V191H109ZM114 190V191H113ZM116 191V192H115ZM239 191V190H238ZM103 191H94V194H93V196H92V199H93V201H94V199H95V197H96V199H95V205L97 204V206L99 205V206H101L100 207V209H99V206L97 207L96 206V208H97V210L99 209L100 211H99V213L101 214H103L104 213V211H105V206L104 205H106V201H108V199H109V196L107 197V194H106V192H103V194H101ZM255 191H250V193H248L246 196H244V197H241L238 193H241V191H239L237 194L235 193V194H233V193H226V194H223V195H221V193H218V192H210V191H207V190H203V189H199V188H196L195 190H194V193H196V195H197V197H200V198H205V197H207V198H210V199H212L213 201H214V203L216 204V205H218L219 203H220V205L223 203V204H225V205H227V204H229V205H231V206H233V207H235V208H237V213L239 214V215H236L237 216V218H239V220H243V221H240L241 222V224H236L237 226L238 225H240V226H238V227H241L239 230H241L240 232H241V234L242 235H240V236H242L241 237V240H242V242H243V244L244 243H246V244H248V246L250 247H248V246H246L245 244V247H246V249H247V251L246 250H244V251H246V252H244L242 249H243V247L241 248V244H242V242H241V244H239V248H238V251H236V247H234L237 243H240V241L241 240H238V241H236V242H234L233 244H232V246H229V247H231V248H228V247H226L227 249H228V251H227V249H225V248H217V247H215V246H217L218 245V243H220L219 242V240L222 238L221 237V235L220 236H218L220 233H221V229H220V232L219 233H217V237L216 236H214V233H213V238H212V236H211V234H212V232H213V228H212V226L215 224V225H217V223L218 224H221L224 220H225V222L223 223L224 225H225V227H226V225H229V223H233L234 222V220L236 219V216L234 215L233 216V214H234V212L232 213V214H225V215H221V219H219L218 217L220 216H218L217 214H214V212H213V210H215L216 208H213V206H215V205H213V204H211V205H205L204 206V209L203 208H201L200 210H199V212H196V218H194L195 220H194V222H196L197 223V225L199 224V222L201 223V224H203L204 223V221H203V223H202V220L204 219V220H206L205 218V216H207L208 218H210L209 217V210H210V213H211V221H210V219L209 220H206V222L207 221H209V223H210V226L209 227H204V225L202 226L201 225V227L203 228V231L204 232H202V229L200 228V224H199V227H197V230L199 231V233L201 234H204L201 238L203 239H201L202 240V244H204L205 245V237H207V235L209 234L210 236H211V238L209 237V235H208V237L209 238H207L206 239V245H212L211 247L213 248V249H211L209 252H208V255L209 256H212L213 258H214V256L215 255H217V257L219 258V256H220V260L221 259H223L224 258V260H223V262H222V260L220 261L218 258V260H219V263L220 264H249L250 263V261H253V259L254 260H256V258L258 259H260V261H261V263H264L263 261H264V238H263V236H264V228L261 230H258V226H260L261 224H260V220H261V222L263 221L264 222V219H260V217L261 216H259V214L260 215H263L264 214V207H261V205L259 204V203H257V202H255L254 200L257 198V193L255 194V196L254 197H252L254 194ZM252 193V194H251ZM110 194V193H109ZM97 195V196H96ZM98 195H99V197H98ZM115 196V195H114ZM251 196V197H250ZM106 197V198H105ZM187 197V199H188V196H186L185 195V197H183L184 199ZM99 198V199H98ZM105 198V200L103 201V199ZM183 199V201H182V203H181V205H183V207L185 206L186 207V205L187 206H189L190 204H191V200L189 199L188 200V202H186L185 200ZM98 201V203H97V201ZM104 202V204H100L99 202ZM190 201V202H189ZM68 203H70L69 201H67ZM184 203V204H183ZM222 204V205H223ZM222 205L221 206H219L220 208H222ZM104 207V208H103ZM252 208L253 210H252V212H254L255 214H253L252 212H250L251 214H253L252 215V219H254L253 220V222H248V220L250 219V218H248V217H250L251 215H250V213L249 212H247V213H245L244 212V210H246L245 208ZM74 208L75 209H77L78 211H80V207H79V205H74ZM103 208V209H102ZM202 209H203V211H202ZM207 210V211H205L208 215H206V214H204L203 212H204V210ZM212 210V211H211ZM223 212V211H222ZM235 212V213H236ZM198 213L201 215V217L202 218H200V219H202V220H200V219H198ZM221 213V212H220ZM224 213V212H223ZM222 213V214H223ZM236 213V214H237ZM261 213H263V214H261ZM100 215V218L101 219H105V216H106V214L104 213L103 215ZM202 214H204V216L202 215ZM229 215H231L232 217H230ZM257 216V217H256ZM259 216V217H258ZM84 217L85 218H88L89 217V215L87 214V213H85L84 214ZM203 217H205V218H203ZM231 219H230V218ZM207 218V219H208ZM223 218V219H222ZM256 218V219H255ZM230 219V220H229ZM252 219H251V221H252ZM222 220V222H220ZM228 221V222H227ZM233 221V222H232ZM228 224H227V223ZM249 223V225H250V223H251V230H250V228H249V225H246V223ZM257 222H259V224L257 223ZM262 222V224L264 225V223ZM63 223H65V222H63ZM63 223H61V222H57V224H58V226L59 227H56V230L54 231V233L53 234H55L54 236H52V237H56V235H57V239L58 240H56V238H55V240L54 239H51L52 240V245L53 246H51V251H53L52 252V255L51 256H45V257H43V258H39V259H35V260H39V262H37V261H35L34 262V260H33V263H37V264H52V263H55V260H56V263L55 264H62L63 263V261H65V263H66V260H68V255H64L65 253H64V251L63 250H61V249H59L60 250V253L58 252V250H56V249H58V248H60V246L62 247V246H64V244H67L68 242H69V238H70V235L69 236H67L66 237V235H67V233L69 232L68 230H69V225H68V223H66L65 225L63 224ZM209 223H207V224H209ZM84 225L83 226H85V224L87 225V223H83ZM97 224V229L99 230V231H101V232H103V233H110L109 231V229L107 230L106 228H105V226H103V225H101L100 223H96ZM68 225V226H67ZM80 225H82L80 222L78 223V227H82V226H80ZM222 225V224H221ZM242 225V226H241ZM248 226V228L249 229H247V228H245L244 226ZM254 225V226H253ZM206 226V225H205ZM208 226V225H207ZM252 226H253V228H252ZM256 226H257V228H256ZM222 227H223V225H222ZM206 228H209V229H207V231H206ZM243 228V229H242ZM244 228L245 229H247V230H250V232L249 231H246L247 233H245L244 231ZM57 229H58V231H59V233H58V231H57ZM65 229L67 230V232L65 231ZM212 229V230H211ZM222 229H224V228H222ZM64 230V232H62ZM235 230H237V228L235 229ZM239 230L238 231H235V233L236 234H240V232H239ZM61 231V232H60ZM105 231V232H104ZM56 232V233H55ZM190 232V231H189ZM211 232V233H210ZM242 232H244V233H242ZM258 232V233H257ZM63 233H65L66 235H62ZM185 233H188V231L186 230L185 231ZM208 233V234H207ZM261 233V234H260ZM189 234V233H188ZM239 234H238V237H239ZM262 235V236H261ZM61 236H64L65 237V239L66 240H68V242H65L66 240L64 239V237H62L61 238ZM107 236V238L108 239H110V240H112V241H118L119 242V244H121V247H125L126 248V246L128 245V243H129V241H128V239H125V238H122V237H119V236H115V235H113V234H108V235H106ZM216 237V238H215ZM221 237V238H220ZM237 237V238H238ZM60 238L62 239V240H60ZM171 238V237H170ZM169 238V239H170ZM220 238V239H219ZM214 239V240H213ZM216 239V240H215ZM217 239H219V240H217ZM239 239H240V237H239ZM245 239V240H244ZM57 241H59V242H57ZM62 241V242H61ZM160 241V240H159ZM158 240L157 241H155V243H158L159 242ZM207 241L209 242V244H207ZM204 242V243H203ZM236 243V244H235ZM124 244V245H123ZM235 244V245H234ZM7 245L9 246V247H12L13 249H14V245L12 244V243H7ZM237 246V245H236ZM243 246V245H242ZM56 247V248H55ZM11 248V249H12ZM123 248H121V249H119V250H121L122 252H119L120 254L122 253V254H124V253H128L129 252V250H127V249H124L123 250ZM232 248L234 249V250H232ZM12 249V250H13ZM220 249H222V251H220ZM224 249V250H223ZM57 253H56V252ZM224 251H226L227 253H225ZM236 251V252H235ZM242 251H243V255L242 256H240L241 255V253H242ZM63 252V253H62ZM229 252V253H228ZM235 254H237V256H240V257H237V256H235ZM56 255H57V257H56ZM62 255V256H61ZM138 255H141L140 253H138ZM257 256V257H256ZM46 257H48L47 259L49 260V261H45V260H47V259H45ZM54 257V258H53ZM222 257V258H221ZM49 258H51V260L49 259ZM53 258V259H52ZM61 258V259H60ZM199 258V255L198 254H194V259H188L184 264H195L194 262L195 261H198L197 259ZM252 258V259H251ZM41 259H44L43 261L41 260ZM55 259V260H54ZM63 259H66V260H63ZM200 259V258H199ZM258 259V260H259ZM53 260V261H52ZM58 260H60V261H62V262H60V263H57L58 262ZM218 260L217 261H215V262H217L218 263ZM250 260V261H249ZM45 261V262H44ZM194 261V262H193ZM212 262H213V260H211ZM249 262V263H247V262ZM43 262V263H42ZM197 263V262H196ZM205 263H208L207 261L205 262ZM64 264V263H63ZM174 264H179L178 262L177 263H174ZM201 264H204V263H201ZM209 264V263H208Z\"/></svg>","mask_w":264,"mask_h":264}]
</instances>
